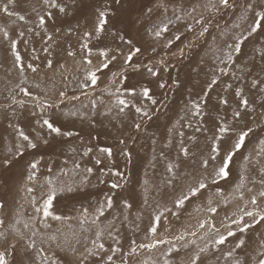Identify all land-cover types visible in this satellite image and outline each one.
I'll return each mask as SVG.
<instances>
[{
    "label": "rangeland",
    "instance_id": "1",
    "mask_svg": "<svg viewBox=\"0 0 264 264\" xmlns=\"http://www.w3.org/2000/svg\"><path fill=\"white\" fill-rule=\"evenodd\" d=\"M56 2L66 5L67 14L45 5L43 0H14L13 4L0 0V160L9 155V149L15 151V146L21 143L17 129L34 135V130L39 131L36 121L41 117L50 118L62 130L80 134L56 138L52 147L39 150L43 160L35 180H28L24 170L25 161L36 154L32 150L10 168L0 167V251L8 250V264H165L166 261L167 264H191L200 248L207 251L199 253L197 264H235L237 260L242 264H256V260L262 258L260 253L264 252L261 247L264 222L243 234L237 233L246 243L242 249H235L231 257L225 254L234 249L236 238H229L220 246L212 243L213 226L222 233L229 225L235 230L232 221L240 219L242 209L264 211V198L259 196L264 191V174L260 171L264 168L260 144L264 140V92L260 91L264 84L251 87L257 72L249 75L244 68V63L252 56L259 65L260 54L251 43H246L244 55L237 58L235 64H227L229 75L219 72V68H225L220 62V58L226 61L225 41L231 42L232 35L242 31L233 26L242 23L239 18L246 0H233L235 8L219 11L211 7L216 0H122L121 4L108 0L116 27L139 41L143 49L139 60L159 69L157 77L145 74L134 76L130 81L151 87L154 98L167 104V108L161 107L160 119L146 122L139 133L132 129L133 121L139 120L134 109L126 108L124 114H118L116 97L126 99L127 94L122 90L116 92L118 85L111 83V72L98 73L100 78L95 86L82 87L88 66L81 60L83 41L79 35L88 26L95 8L104 6L105 0ZM4 5L12 15L2 10ZM48 12L54 19L48 18ZM21 15L23 20L19 19ZM40 16L46 20L43 27L39 24ZM201 17L210 23H197ZM165 24L168 31L156 37L155 30ZM203 26L209 30L201 36ZM69 28L74 29L71 35ZM176 36L180 39L176 40ZM13 43L21 57L19 63L15 60ZM69 51L76 55L69 56ZM160 62L168 66L167 71ZM28 65L37 70L33 72ZM214 75L219 80L210 93L211 118L236 123L232 112L239 102L234 95L239 87L249 105L248 115L237 127L247 124L254 131L234 158L229 178L215 185L209 182L208 188L177 208L174 202L181 192H186L189 185H194L204 175L200 156L207 155L208 141L203 132H195L198 118H191L192 127L187 126L188 118L181 121L182 128L177 124L185 133L184 145L195 152L192 159L186 160L179 154V137L175 133L171 137L172 144L165 146L169 139L167 128L184 115V103L190 90L195 98L207 88ZM258 78L264 79V74H259ZM174 79L179 81V87H172ZM161 82H166L168 87L160 89ZM226 84H232V88L225 91ZM21 88L32 95L26 96ZM60 92L65 95L61 97ZM219 96L227 98L229 104L217 105ZM45 101L52 107L45 104L41 108L40 103ZM141 104L150 105V101H137V106ZM241 111H244L242 106ZM72 112L76 115H65ZM190 136L195 140H189ZM121 138L126 140V145L119 144ZM90 146L93 152L85 156ZM95 146H111L113 158L96 165L95 157L99 153ZM122 147L131 152L130 163L119 154ZM244 156H249L251 162L243 161ZM169 163L180 164L175 170L178 173L175 179L166 170ZM87 168L93 171L88 173ZM116 170L124 173L123 177L111 174ZM208 171L211 172V168ZM46 178L52 180V185L46 183ZM113 181L123 187L111 189ZM68 185L76 190L58 191L49 209L52 215L44 216V200L49 188ZM113 193V207L108 208L106 195ZM253 196L257 205L251 203ZM124 201L130 207H126ZM101 207L103 215L98 211ZM210 207L217 211H209ZM157 215L161 217L158 224ZM243 220L251 223L252 218L245 216ZM201 223H204L203 228ZM152 226L157 227L155 235L149 231ZM157 240L165 242L156 243ZM153 243H156L154 248L139 247ZM100 244L104 249L98 247ZM108 256L112 260L109 261Z\"/></svg>",
    "mask_w": 264,
    "mask_h": 264
},
{
    "label": "snow or ice",
    "instance_id": "2",
    "mask_svg": "<svg viewBox=\"0 0 264 264\" xmlns=\"http://www.w3.org/2000/svg\"><path fill=\"white\" fill-rule=\"evenodd\" d=\"M116 4H121L122 0H114ZM8 4H13L14 0H7ZM45 5H49L52 8L58 9L59 13L67 14L66 5L57 3L56 0H43ZM75 3V0H73ZM235 3L233 0H216L215 3H211V7L219 11L220 9H228L235 8ZM2 10L9 15L13 13L9 12L8 6L4 5ZM195 11V9H193ZM148 12L151 13L152 9L149 8ZM48 18L54 19L53 14L51 12L47 13ZM112 13L110 12V7L108 6V0H105L104 6L95 8L90 21L88 22V26L84 27L79 35V39L83 41L80 44V50L83 52L81 56V60L85 63L87 68V73L85 77L84 86H95L99 80L98 73H102L105 70L111 72L110 81L114 85H118L116 87V92L119 93L121 90L127 94V98H120V96L116 97V107L118 114H124L125 109H134V112L139 116V120L133 121L132 129L133 131L139 133L144 130V125L146 122H151L154 119H160V110L161 107L167 108V104L164 101H158L154 98L152 93V89L149 86H146L143 83L137 81L136 83H131V79L134 76H143L147 75L149 77H157L159 75V69L156 65H150L139 60V57L143 55V49L139 44V41L128 33L126 30L116 27L115 23L112 21ZM19 19L23 20L24 16H19ZM179 19V17H178ZM240 21L242 23L234 24L235 29H241L242 31L239 34H233L231 37V42L225 41V48L227 51L224 53L226 56V61L223 58H220V62L225 64V68H219V72L225 76L229 75L226 70L227 64H235L237 58L244 55L243 47L246 43H251L255 52H258L260 64H256V57L252 56L250 61H246L244 63V68L247 70V74H251L253 71L257 72V77L252 79L251 87L256 88L258 84H264V79H260L259 74H264V0H246L243 5V14L240 16ZM46 23L45 17H39V24L43 27ZM197 23H201L202 25H206L210 23V21H205L203 17H201ZM77 28H80V25L77 24ZM208 27L203 26L200 32V35L203 36L206 32H208ZM59 31V29L57 30ZM151 31V30H149ZM168 31V26L165 24L163 27H158L154 35L156 37H160L163 32ZM74 33V29L69 28L68 34L71 35ZM7 33L5 32V37H7ZM23 35V33H21ZM49 40L52 39L51 36L48 37ZM176 40H179L180 37L176 36ZM171 44V41L168 42ZM167 46V45H166ZM12 48L14 50L15 60L17 63L20 62L21 57L18 52H15L16 44H12ZM95 49V52H94ZM153 51L155 49L153 48ZM180 54L183 55V49H180ZM69 56H75L76 53L69 51L67 53ZM95 61V62H94ZM163 66V70L167 71L168 66L160 62ZM250 65V66H249ZM48 66H52V61H48ZM29 68L33 72L37 69L32 67V65H28ZM23 69H21L22 71ZM219 77L213 76L210 83L207 85L206 89H202L201 93H199L195 98L190 94L187 97L184 103V115L180 117V119L172 124L171 127L167 128L168 132V143L165 145L170 146L172 144L171 137L175 133L176 136L179 137V154L186 160L192 159L195 156V152L190 151L188 147L184 145V135L185 133L177 128V124H180L182 128L184 125L181 121L188 118L189 122L187 124L188 127H192L191 118L196 119L197 127L195 128V132H203L205 134V139L208 141L207 147L208 152L205 156L203 153L200 156V167L203 169L204 175L200 177L199 180L194 185H189L187 191H182L180 196L175 200V206L177 208L183 207L186 201L190 200L191 197L197 196L202 192V190L208 188L209 182L213 185L217 184L219 180H227L231 175L232 164L234 163V158L240 153L241 149L244 148L246 144V139L253 133V128L244 124L243 127H237V124L243 118L248 115V99L244 98L242 95L243 89L237 87L234 91L235 97L239 98V102L237 107L233 110V120L236 123H230L227 120H219L212 119L211 112L208 110L209 101H210V93L214 85L217 84ZM179 81L173 80L172 87H179ZM39 87V85H37ZM160 89H164L168 87L166 82H161L158 84ZM232 88V84L225 85V91ZM26 96H31L32 94L24 89H20ZM260 91L264 92V88L260 89ZM61 97L65 95L64 92H60ZM166 96V94H165ZM33 99L38 100L37 97H33ZM147 100L150 101V105L141 104L137 106V101ZM47 104L48 107H52L51 104H48L47 101L40 103V107L43 108L44 105ZM160 107H157V105ZM229 101L224 96H219L217 100V105L227 106ZM93 108H95V101L92 102ZM241 106L244 111H241ZM254 111V110H253ZM33 115H36L33 113ZM65 115L75 116L76 113H65ZM264 115V114H262ZM37 124L40 125L39 131L34 130V135L30 136L23 129H17V134L21 143H18L15 146V151L9 149V155L5 156L4 159L0 160V167L4 169L10 168L14 163L18 160H22L26 153L29 150H32L33 153L30 159L25 161V172L27 174V179L32 181L37 179V169L43 160V154L39 153L41 148H50L53 146L52 141L56 138H66L79 136L78 132L73 131H65L62 130L60 126L54 123L50 118L37 119ZM209 124L211 127L209 128ZM11 126V125H10ZM211 133L208 135V133ZM189 140H195L194 136L188 137ZM120 145H126V140L121 138L119 139ZM152 143L155 144L156 140L153 139ZM261 144V152H264V140L260 141ZM96 151L99 153L95 157V164L101 165L104 162V159L111 160L114 156L113 148L111 146H95ZM74 151V149H73ZM93 152V147H87L84 155L87 156L89 153ZM121 156L125 158V160L130 163L131 162V152L127 149V147H122L120 149ZM163 155V153H161ZM243 161H250L249 156H244ZM79 167V164L76 165ZM180 168L179 163H169L166 166V170L169 173L173 174V178L175 179L178 176V173L175 170ZM209 168H211V172H209ZM51 172V168L48 169ZM86 171L91 173L93 171L92 168H87ZM261 173L264 174V168L260 169ZM111 174L117 178L123 177L124 173L116 170L111 172ZM241 181H243V177H241ZM46 183L48 185H52V180L46 178ZM100 183H105L104 180H100ZM171 183V181H169ZM242 186L238 185V187ZM43 187V186H42ZM123 185L118 181H113L110 184V188L115 190L118 188H122ZM72 186H62L59 188L50 187L48 190L47 198L44 200L43 206V214L44 216H50L52 213L49 211L51 208L54 199L56 198L57 192L63 193L65 191L71 193L74 192ZM31 191V189H30ZM115 193L112 195H106V205L108 208L113 207V197ZM259 196L264 198V191L259 193ZM252 205H257L258 201L255 196L251 198ZM126 207H130L127 201H124ZM209 204H211V200H209ZM39 211V209H37ZM100 215H103V207L98 209ZM209 211L216 212L217 209L215 207H210ZM242 216L240 219L233 220L232 224H234L235 230L229 225L225 226V232H220L218 229H215L213 226V231L215 232V238L212 243L216 246L224 245L229 241V238H236L234 249L229 250L225 255L231 257L233 255V251L235 249H242L245 246V239L241 235L237 237V233L243 234L248 231L249 228L253 227L256 224H260L264 222V211H246L241 210ZM251 217V223L244 221L243 217ZM258 217V219H257ZM59 219V217H55ZM161 217L157 215L155 217V221L158 224ZM2 223V221H0ZM200 227H204V223L200 224ZM149 231L155 235L157 232V227L152 226ZM2 235V234H0ZM99 236L100 233H97ZM195 235V233H193ZM183 239V237H180ZM165 241L157 240L156 243H164ZM135 243V242H133ZM156 243L144 245L141 244L139 247H148L154 248L156 247ZM100 249H104V245L100 244L98 246ZM261 247L264 248V242L261 243ZM135 252V248L132 250ZM207 251V248H200L199 252L191 259V264H197L200 260V254L202 252ZM8 254V250L0 251V264H8V260L6 256ZM262 258L256 260V264H264V252L260 253ZM108 260H112L111 256H108ZM147 264V262H145ZM167 264V261L165 262ZM235 264H242L241 261H235Z\"/></svg>",
    "mask_w": 264,
    "mask_h": 264
}]
</instances>
